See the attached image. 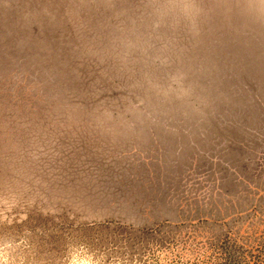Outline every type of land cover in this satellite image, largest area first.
Masks as SVG:
<instances>
[{
	"label": "rangeland",
	"instance_id": "obj_1",
	"mask_svg": "<svg viewBox=\"0 0 264 264\" xmlns=\"http://www.w3.org/2000/svg\"><path fill=\"white\" fill-rule=\"evenodd\" d=\"M0 264H264V0H0Z\"/></svg>",
	"mask_w": 264,
	"mask_h": 264
}]
</instances>
